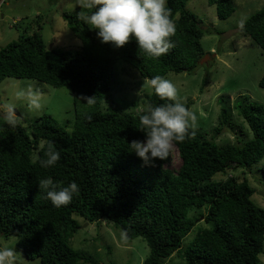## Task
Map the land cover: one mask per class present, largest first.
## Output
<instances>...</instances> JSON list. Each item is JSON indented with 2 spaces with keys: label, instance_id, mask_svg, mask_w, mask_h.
<instances>
[{
  "label": "trees",
  "instance_id": "16d2710c",
  "mask_svg": "<svg viewBox=\"0 0 264 264\" xmlns=\"http://www.w3.org/2000/svg\"><path fill=\"white\" fill-rule=\"evenodd\" d=\"M187 1L168 0L176 22L174 47L159 58L146 55L135 41L121 48L101 43L84 20L93 9L83 5L61 12L81 40L78 48L47 47L39 32L40 16L33 23L37 29L30 23L17 39L0 48V81L32 78L54 87L68 86L75 113L69 130L48 113L32 120L0 118V234L18 237L26 257L38 258L40 264H116L102 263L71 245L80 219L95 223L105 218L126 238L141 237L146 242L149 253L142 264H161L173 252L182 264H262L264 208L252 200L254 188L245 176L213 179L228 169L250 170L264 157L262 104L241 98L233 105L251 132L242 145L218 144L190 129L193 135L174 144L181 160L176 171L164 167L170 156L146 165L128 145L145 139L138 117L146 106L168 101L151 89L136 114L111 105L101 109L118 62L149 81L169 71L192 72L198 66L205 54L204 30L202 20L186 9ZM208 2L215 5L219 18L234 11L230 0ZM238 28L264 52V4L244 20L243 29ZM258 83L264 87V71ZM88 97L95 103L86 104ZM191 103L183 104L189 109ZM230 109L221 107L217 132L228 123ZM50 147L60 152L61 159L45 169L39 160L46 158ZM259 170L264 176V164ZM44 178L61 187L75 181L80 190L70 204L57 208L39 189L38 181ZM202 207L208 225L198 227L182 249L183 240L202 216L190 217L189 212Z\"/></svg>",
  "mask_w": 264,
  "mask_h": 264
},
{
  "label": "rangeland",
  "instance_id": "374dc122",
  "mask_svg": "<svg viewBox=\"0 0 264 264\" xmlns=\"http://www.w3.org/2000/svg\"><path fill=\"white\" fill-rule=\"evenodd\" d=\"M230 1L234 11L225 18L216 15L215 5L208 0L186 2V9L202 20L204 33L201 44L205 54L194 71H169L164 77L176 85L182 103L192 101L188 110L196 114L194 130L203 138L218 144L242 145L251 137V132L233 105L242 98L264 106V87L258 83L264 71V52L238 27L241 20L244 21L264 4V0ZM80 5H84V0H0V48L17 39L24 33L25 27L34 23V19H40L39 16L42 19L41 23L38 22L39 32L47 47L78 48L81 40L74 36L61 12L73 11ZM31 26H34L33 30L37 29L36 24ZM118 63L112 88L102 101L101 109L106 110L111 105L120 112L136 114L143 109L144 99L151 92L150 81L128 64L122 61ZM33 101L40 106L35 107ZM225 105L231 107L228 123L217 132L220 109ZM12 110L20 114L18 117L27 120L48 113L59 124L66 125L68 130L75 118L68 86L54 87L32 78L6 77L0 81V118L15 117ZM169 156L164 167L176 171L181 160L174 145ZM263 164L264 157L250 170L240 167L228 169L225 173H216L213 179L230 174L238 179L247 177L254 188L252 200L264 208V176L259 170ZM205 214V207L189 212L190 217L202 216L183 240L182 249L193 238L198 227L208 225L203 220ZM80 221V226L71 238L72 247L91 253L102 263L142 264L149 253L141 237L126 238L105 218L95 223ZM0 248L13 249L17 255L16 264H40L38 258L25 256L16 236L5 237L0 234ZM259 257L264 264V254ZM161 264H182V259L173 252Z\"/></svg>",
  "mask_w": 264,
  "mask_h": 264
},
{
  "label": "clouds",
  "instance_id": "9594fccd",
  "mask_svg": "<svg viewBox=\"0 0 264 264\" xmlns=\"http://www.w3.org/2000/svg\"><path fill=\"white\" fill-rule=\"evenodd\" d=\"M167 3L168 0H84L83 6L93 9L84 20L96 31L101 43L121 48L135 41L146 55L159 58L174 47L171 37L175 35L176 22ZM243 26L244 21L241 20L239 27L243 29ZM149 83L154 93L168 102L146 106L144 114L138 117L139 130L145 133V139L128 144L130 152L146 165L154 159L168 158L174 144L194 134L190 129L195 128L197 121L196 114L180 101L178 89L170 79L157 75ZM85 99L88 105L95 103L93 97ZM33 105L37 108L40 106L36 101H33ZM60 159V152L50 147L46 158L39 160V165L48 169ZM38 186L45 191L46 199L57 208L70 204L80 190L75 181L61 187L51 178L40 179ZM16 261L17 255L13 249L0 248V264H16Z\"/></svg>",
  "mask_w": 264,
  "mask_h": 264
},
{
  "label": "water",
  "instance_id": "95a60500",
  "mask_svg": "<svg viewBox=\"0 0 264 264\" xmlns=\"http://www.w3.org/2000/svg\"><path fill=\"white\" fill-rule=\"evenodd\" d=\"M202 59H203V58H202ZM202 59H201V60H202ZM201 60H200V61H201ZM12 112L14 113L15 116H19V115H20V114H19L17 111H15V110H12Z\"/></svg>",
  "mask_w": 264,
  "mask_h": 264
}]
</instances>
